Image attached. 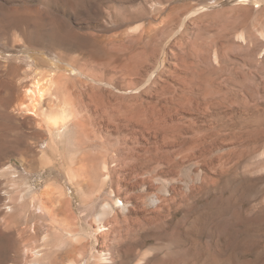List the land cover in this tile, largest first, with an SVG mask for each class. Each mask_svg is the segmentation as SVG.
Returning a JSON list of instances; mask_svg holds the SVG:
<instances>
[{
	"label": "rangeland",
	"instance_id": "374dc122",
	"mask_svg": "<svg viewBox=\"0 0 264 264\" xmlns=\"http://www.w3.org/2000/svg\"><path fill=\"white\" fill-rule=\"evenodd\" d=\"M221 1L0 0V264L47 234L20 200L49 181L81 234L51 264H264V0ZM51 73L80 127L57 150L19 110Z\"/></svg>",
	"mask_w": 264,
	"mask_h": 264
},
{
	"label": "bare ground",
	"instance_id": "6f19581e",
	"mask_svg": "<svg viewBox=\"0 0 264 264\" xmlns=\"http://www.w3.org/2000/svg\"><path fill=\"white\" fill-rule=\"evenodd\" d=\"M211 49L213 50V47ZM70 69L69 72L75 70L74 68ZM24 93L19 110L39 117V122L44 124L48 136V148L57 150L60 143L65 144L69 141L78 145L80 140L76 134L80 127L77 125V119L75 120L77 116L76 103L70 89L63 81L56 80L51 73L47 77L36 78ZM83 141V143L86 142V140ZM103 163V168L107 169V163ZM66 175L69 183L84 195L87 176L84 167L76 165V159L71 155L66 158ZM105 177H108L107 171ZM20 202H22L21 210L24 213L26 210H31L36 215L45 217L48 221L46 223L48 225L47 234L39 242L33 241L27 249L28 264H51L50 260L48 261L50 254L48 251L50 247L58 245V241L55 242V239L52 238L53 234H63L60 238L61 242H63V238H72L74 241L79 239L81 234L75 231L72 215L65 209L70 203V197L64 188L56 182H45L39 190L31 191L27 196H22ZM9 208L12 209L11 206ZM106 208H108V204H105ZM13 215L15 216V214ZM95 218L100 221L101 215ZM98 230H102L101 226ZM71 264H75V261H71Z\"/></svg>",
	"mask_w": 264,
	"mask_h": 264
},
{
	"label": "water",
	"instance_id": "95a60500",
	"mask_svg": "<svg viewBox=\"0 0 264 264\" xmlns=\"http://www.w3.org/2000/svg\"><path fill=\"white\" fill-rule=\"evenodd\" d=\"M242 1H247V0H222L221 2L217 3L214 6H226L229 4H233L234 2H242Z\"/></svg>",
	"mask_w": 264,
	"mask_h": 264
}]
</instances>
